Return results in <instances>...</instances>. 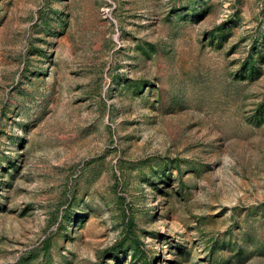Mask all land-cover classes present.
Returning <instances> with one entry per match:
<instances>
[{
	"label": "rangeland",
	"instance_id": "obj_1",
	"mask_svg": "<svg viewBox=\"0 0 264 264\" xmlns=\"http://www.w3.org/2000/svg\"><path fill=\"white\" fill-rule=\"evenodd\" d=\"M0 264H264V0H0Z\"/></svg>",
	"mask_w": 264,
	"mask_h": 264
}]
</instances>
